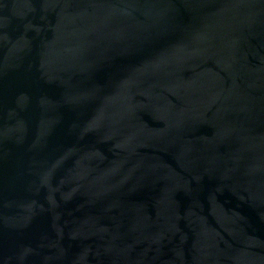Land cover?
I'll return each mask as SVG.
<instances>
[{"label":"water","instance_id":"water-1","mask_svg":"<svg viewBox=\"0 0 264 264\" xmlns=\"http://www.w3.org/2000/svg\"><path fill=\"white\" fill-rule=\"evenodd\" d=\"M0 264H264V0H0Z\"/></svg>","mask_w":264,"mask_h":264}]
</instances>
